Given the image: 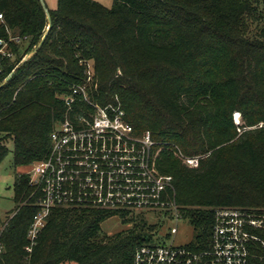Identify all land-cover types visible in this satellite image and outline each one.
Returning <instances> with one entry per match:
<instances>
[{"label":"trees","instance_id":"1","mask_svg":"<svg viewBox=\"0 0 264 264\" xmlns=\"http://www.w3.org/2000/svg\"><path fill=\"white\" fill-rule=\"evenodd\" d=\"M255 11L261 23L249 35ZM49 12L39 46L48 27L41 0H0V40L13 53L0 58V165L12 151L18 204L0 231V264H133L152 243L144 214L59 206L26 250L38 207L19 168L49 157L60 122L78 124L108 104L136 136L150 133L156 167L173 176L194 227L187 247L210 249L216 211L239 208L262 220L249 247L251 264H264V0H59ZM78 85L91 102L77 96L69 106ZM114 216L134 224L109 234L102 224Z\"/></svg>","mask_w":264,"mask_h":264},{"label":"built area","instance_id":"2","mask_svg":"<svg viewBox=\"0 0 264 264\" xmlns=\"http://www.w3.org/2000/svg\"><path fill=\"white\" fill-rule=\"evenodd\" d=\"M12 55L8 43L1 39L0 58ZM83 86L74 87L73 94L66 98L67 105H72L77 96L89 101ZM78 122L68 117L60 122L51 134L49 157L27 171L38 207L28 230V252L37 244L52 209L59 206L130 214L168 210L171 219L180 220L174 178L158 171L149 132L136 136L124 110L112 104L95 105L90 118L80 117ZM184 160L191 166L198 163L197 158ZM262 224L242 209L222 207L216 211L210 249L196 252L176 246L178 228L174 226L169 242L159 240L138 247L133 264H251L249 244L259 239L251 230ZM3 251L0 242V259Z\"/></svg>","mask_w":264,"mask_h":264},{"label":"rangeland","instance_id":"3","mask_svg":"<svg viewBox=\"0 0 264 264\" xmlns=\"http://www.w3.org/2000/svg\"><path fill=\"white\" fill-rule=\"evenodd\" d=\"M46 7L49 10L56 9L58 7L59 0H44ZM108 7H111L114 3V0H96ZM258 13L261 8L258 7ZM248 27L246 30L249 31V35H253L258 31V26L261 23L260 16L257 14V11L254 12L252 16L248 17ZM85 88L86 94L89 101L91 102L90 96L88 94L87 86ZM233 118L236 122L241 121V115L238 112L233 114ZM7 145L12 150V142L7 141ZM159 149H156V152ZM189 165V163L186 162ZM27 171L26 168H19V171ZM14 176L15 171L13 168V152L10 151L8 156L0 165V231L6 225L8 220L14 215L16 210L17 203L14 200ZM168 212V213H167ZM167 213L166 215H164ZM181 218L178 222L171 219L170 211H148L135 212L133 215L144 214L145 220L148 222L147 230L152 234V243L155 244L159 240L169 242L173 235L170 233L172 227L177 226L178 231L175 236V245L181 247H187L195 237L194 227L190 223L189 219L183 214L180 210ZM132 215V216H133ZM169 216V218H168ZM130 217V216H129ZM134 222L125 223L120 217L114 216L105 220L102 224L103 230L109 234L118 232L122 229H125L129 226H132Z\"/></svg>","mask_w":264,"mask_h":264},{"label":"water","instance_id":"4","mask_svg":"<svg viewBox=\"0 0 264 264\" xmlns=\"http://www.w3.org/2000/svg\"><path fill=\"white\" fill-rule=\"evenodd\" d=\"M41 2H42V4H43V6L45 7V10H46V13H47L48 27H47V32L45 33V35L43 36L41 42L39 43V46H41V45L44 43V41H45V39H46V37H47V34H48L49 30L52 28V25H53L52 16H51V14H50V12H49V9L46 7L45 1H44V0H41ZM35 52H36V49L33 50L32 52H30V53L24 58L23 61H26V60H27L29 57H31ZM11 76H12V74H10V75L7 77V79L5 80L4 83H6V82L10 79Z\"/></svg>","mask_w":264,"mask_h":264},{"label":"crops","instance_id":"5","mask_svg":"<svg viewBox=\"0 0 264 264\" xmlns=\"http://www.w3.org/2000/svg\"><path fill=\"white\" fill-rule=\"evenodd\" d=\"M23 168V167H22ZM24 168H26L27 169V171L29 170V168L28 167H24ZM26 170L25 171H21V172H27ZM4 228V227H3Z\"/></svg>","mask_w":264,"mask_h":264}]
</instances>
